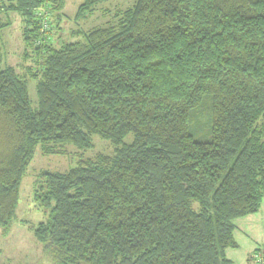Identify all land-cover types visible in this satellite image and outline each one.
<instances>
[{"label": "trees", "instance_id": "16d2710c", "mask_svg": "<svg viewBox=\"0 0 264 264\" xmlns=\"http://www.w3.org/2000/svg\"><path fill=\"white\" fill-rule=\"evenodd\" d=\"M9 1L33 64L23 74L3 66L0 47V227L15 219L39 146L86 151L99 136L114 156L40 176L35 197L51 211L36 237L47 260L236 264L235 222L264 204V0H138L59 48L52 26L65 0ZM104 1L85 0L78 16ZM205 100L210 137L198 140L192 114ZM259 256L264 246L248 262Z\"/></svg>", "mask_w": 264, "mask_h": 264}, {"label": "rangeland", "instance_id": "374dc122", "mask_svg": "<svg viewBox=\"0 0 264 264\" xmlns=\"http://www.w3.org/2000/svg\"><path fill=\"white\" fill-rule=\"evenodd\" d=\"M138 0H107L96 5L92 11H84L78 16L80 7L85 0H65L61 15L59 29L53 23L52 39L56 47L63 43L78 42L83 40L82 32L109 26L116 22V16L131 8ZM9 0H0V25L7 26L0 29V47L3 52V66H14L23 74L27 66L24 64L23 28L24 19L15 10L8 8ZM53 20V19H52ZM81 32V33H80ZM38 79H28L29 93L33 107H38L37 95ZM212 118V102L205 100L202 106L192 114V122L198 140H207L210 137ZM263 123V121H261ZM134 136L129 134L124 142L131 144ZM92 147L81 151L75 145H66L65 154L45 155L39 146L35 157L23 176L20 186V198L17 205L15 219L8 227H0V264H53L44 255V245L36 237V229L49 218L50 208L45 207L36 200V191L40 186L42 173H67L76 166L78 160L95 158L99 154L114 156L116 147L106 139L92 136ZM54 205V204H53ZM236 231L237 240H240L241 250L237 252L238 260L255 244V240L264 246V204L260 212L254 216L238 220ZM246 236H249L247 238ZM248 240V243L246 242ZM237 263V262H236Z\"/></svg>", "mask_w": 264, "mask_h": 264}, {"label": "crops", "instance_id": "0c3cea01", "mask_svg": "<svg viewBox=\"0 0 264 264\" xmlns=\"http://www.w3.org/2000/svg\"><path fill=\"white\" fill-rule=\"evenodd\" d=\"M248 218H249V217H248ZM248 218H246V220H247ZM246 237L249 238V236H246ZM236 238H237V237H236ZM254 240H255V244H253V246L250 245V248H249L248 252L245 253V254H246V257L244 258V256H243L241 262L238 260V254H237V252H239V251L241 250V244L239 243L240 240H238V243H239V249H236V250H229V251L227 252V256H228V258L231 259V260H233V261H235V262H237L236 264H252V262H248V259L253 255V252H254L255 249H257L259 246H262V245H260L259 242H257L258 240H256V239H254ZM246 242L248 243V240H246ZM261 243H264V241L261 242ZM236 251H237V252H236Z\"/></svg>", "mask_w": 264, "mask_h": 264}, {"label": "built area", "instance_id": "2783aa9c", "mask_svg": "<svg viewBox=\"0 0 264 264\" xmlns=\"http://www.w3.org/2000/svg\"><path fill=\"white\" fill-rule=\"evenodd\" d=\"M39 14L42 16H47V13H45V9H40L39 10ZM46 18V17H45ZM47 20V18H46ZM45 20V24H44V28L46 29L48 27V24ZM258 264H264V256H259V259H258Z\"/></svg>", "mask_w": 264, "mask_h": 264}]
</instances>
